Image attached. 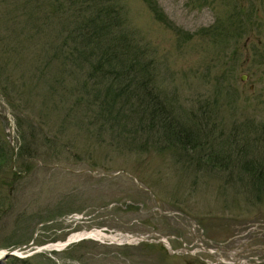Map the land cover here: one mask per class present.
I'll list each match as a JSON object with an SVG mask.
<instances>
[{"label": "rangeland", "instance_id": "374dc122", "mask_svg": "<svg viewBox=\"0 0 264 264\" xmlns=\"http://www.w3.org/2000/svg\"><path fill=\"white\" fill-rule=\"evenodd\" d=\"M105 5L201 148L95 71L77 27ZM0 158V264H264L243 165L264 159V0H0Z\"/></svg>", "mask_w": 264, "mask_h": 264}, {"label": "trees", "instance_id": "16d2710c", "mask_svg": "<svg viewBox=\"0 0 264 264\" xmlns=\"http://www.w3.org/2000/svg\"><path fill=\"white\" fill-rule=\"evenodd\" d=\"M90 9L94 13L93 16L86 19L87 21L84 20V22H78L77 19V22L80 23V27H77V29L81 31L80 39L83 40V43L85 42L90 59L94 60L92 65L95 66V71L102 72L103 76H113L109 88L117 89L113 90L114 95L119 97L124 92L127 94V98H134L138 102V106L131 113L137 114L141 112L139 103H142L141 100L144 97L142 89H144L146 98L143 101L150 108L149 120L151 125L149 126L144 118H141L142 121L140 122H146L151 132L164 133L163 131H165L168 134H173L174 140L176 139L182 146L192 147L191 149L195 146L201 148L203 144L199 137H193V131L187 127L182 129L183 125L179 121L171 120V111L168 108L166 109L162 104L163 100H160L159 96L148 88L149 81L144 79L143 74L147 75L145 67H149L153 62L152 60L149 62L141 60L139 43L130 39L128 27L125 29L122 25L124 19L122 21L118 8L113 5H105L94 6L93 8L87 7L86 10ZM156 12L158 13V11ZM116 66L119 70L115 68ZM141 67H144L145 71ZM98 84L102 85V82H98ZM167 118H169V121ZM249 160L248 163L243 164L245 167H249L245 171L252 178L251 181H254L252 183H256V185L253 184L254 186H257V188L264 187V159L254 160L250 158Z\"/></svg>", "mask_w": 264, "mask_h": 264}, {"label": "bare ground", "instance_id": "6f19581e", "mask_svg": "<svg viewBox=\"0 0 264 264\" xmlns=\"http://www.w3.org/2000/svg\"><path fill=\"white\" fill-rule=\"evenodd\" d=\"M105 237H106V234L102 233V231H99V230L83 231L81 233L72 234L65 242L51 243V245H49L48 247H49V249L53 248V249H57V250H62V248L64 246L72 243L73 241H77V240H80L83 238H92V239L95 238V239L101 240V239H104ZM129 240L133 241L132 239H129ZM4 254H5L4 251L0 252V258H3ZM237 262H239V264L243 263L242 261H237ZM229 264H231V263H229Z\"/></svg>", "mask_w": 264, "mask_h": 264}, {"label": "water", "instance_id": "95a60500", "mask_svg": "<svg viewBox=\"0 0 264 264\" xmlns=\"http://www.w3.org/2000/svg\"><path fill=\"white\" fill-rule=\"evenodd\" d=\"M242 79L245 80L246 78L243 77ZM9 255H13V254H12L11 252H9V253H5V254L3 255V258L9 257Z\"/></svg>", "mask_w": 264, "mask_h": 264}]
</instances>
